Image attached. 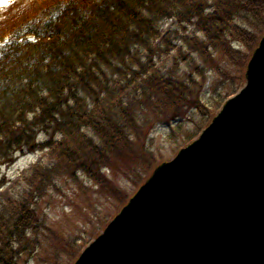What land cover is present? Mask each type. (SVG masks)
Instances as JSON below:
<instances>
[{
	"label": "trees",
	"instance_id": "obj_1",
	"mask_svg": "<svg viewBox=\"0 0 264 264\" xmlns=\"http://www.w3.org/2000/svg\"><path fill=\"white\" fill-rule=\"evenodd\" d=\"M171 21L175 32L159 43ZM263 34L264 0L1 5L0 161L10 165L17 154L46 152L52 165H34L20 203L7 213L0 206V264H19L46 248L40 233L45 219L38 213L56 176L78 181L73 175L80 170L115 201L125 197L107 171L141 186L157 165L148 144L154 127L193 109L210 114L196 90L199 82L178 75L182 65L199 77L205 68L228 77L217 57L243 70ZM175 42L183 46L177 50ZM66 237L60 245L49 243L50 253L59 250L56 256L64 253L73 264L86 239Z\"/></svg>",
	"mask_w": 264,
	"mask_h": 264
},
{
	"label": "water",
	"instance_id": "obj_2",
	"mask_svg": "<svg viewBox=\"0 0 264 264\" xmlns=\"http://www.w3.org/2000/svg\"><path fill=\"white\" fill-rule=\"evenodd\" d=\"M75 264H264V35L244 86Z\"/></svg>",
	"mask_w": 264,
	"mask_h": 264
},
{
	"label": "rangeland",
	"instance_id": "obj_3",
	"mask_svg": "<svg viewBox=\"0 0 264 264\" xmlns=\"http://www.w3.org/2000/svg\"><path fill=\"white\" fill-rule=\"evenodd\" d=\"M5 1L0 0V5ZM175 26V22L172 21L164 25L159 43L173 31L175 32ZM190 32L191 30L183 35L184 38L188 37ZM176 36L174 35V39L178 38ZM183 36L181 35V37ZM182 46V44L175 42L177 50ZM164 49L168 50L167 48ZM184 51L188 50L185 49ZM176 53L177 51H174L172 55ZM217 58L221 67L229 72L228 77L221 76L210 68H205V77H199L198 71L189 69L188 65H182L178 75L184 77L187 73L188 77L190 76L199 82L196 90L199 92L202 103H204L203 106L208 107L210 114L209 116L202 115L199 110L193 109L176 122H171L169 125H156L148 139V144H151L154 152L156 167L172 159L181 149L191 143L202 130L208 127L211 119L222 105L242 88L246 67L242 70L231 66L227 58L221 56ZM198 65L202 67V62L200 61ZM166 69L171 70V64H168L163 71L166 72ZM16 156L17 160L10 165H5L0 161V206L2 205L1 210L5 213L10 208H15L20 203L19 199L29 192L27 183L30 182V179L27 178V175L34 165L42 163L52 165L46 152H27V154H17ZM85 164H90V162L86 161ZM79 166L82 167V163ZM83 167L86 168V165ZM73 176L80 178V180L75 181L71 179L72 176L68 175L55 177L53 186L46 192L45 199L41 201L42 207L38 213V215H42L41 219H45V222L40 226V233L46 248H41L38 254L32 258L25 257L19 264H69L70 259L68 260L64 253L61 254V257L56 256L59 250L54 249V254L50 253L52 248L49 243L60 245L64 242L63 239L67 238L66 236H70L77 239L81 238V240L86 239L85 246L83 245L86 247L106 228L115 214L119 213L140 187L135 188L121 175L107 171L106 177L115 182L125 197L123 201H115L105 196L102 189L97 186L98 184L89 179L87 175H83L80 170L75 171ZM101 220H103L101 223H104L102 227L99 226ZM62 236L66 238L62 239ZM58 248L59 246H57Z\"/></svg>",
	"mask_w": 264,
	"mask_h": 264
},
{
	"label": "bare ground",
	"instance_id": "obj_4",
	"mask_svg": "<svg viewBox=\"0 0 264 264\" xmlns=\"http://www.w3.org/2000/svg\"><path fill=\"white\" fill-rule=\"evenodd\" d=\"M105 229H106V228H105ZM105 229H103V230H102V232H104V231H105Z\"/></svg>",
	"mask_w": 264,
	"mask_h": 264
}]
</instances>
